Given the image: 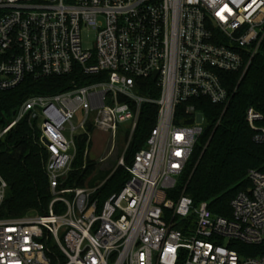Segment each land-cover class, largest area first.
Listing matches in <instances>:
<instances>
[{
	"label": "built area",
	"instance_id": "built-area-1",
	"mask_svg": "<svg viewBox=\"0 0 264 264\" xmlns=\"http://www.w3.org/2000/svg\"><path fill=\"white\" fill-rule=\"evenodd\" d=\"M263 42L264 0H0V90L74 77L68 90L29 96L0 132L23 118L36 126L50 197L42 213L0 218V264H264L263 171L248 172L230 217L172 197L204 122L178 106L228 102L223 74L243 75ZM143 104L156 106L155 124L126 165ZM245 117L264 147L262 115ZM94 130L126 145L117 167L128 179L103 202L104 181L72 180ZM6 189L0 177V205Z\"/></svg>",
	"mask_w": 264,
	"mask_h": 264
},
{
	"label": "trees",
	"instance_id": "trees-1",
	"mask_svg": "<svg viewBox=\"0 0 264 264\" xmlns=\"http://www.w3.org/2000/svg\"><path fill=\"white\" fill-rule=\"evenodd\" d=\"M222 80L230 94L225 104L197 98L178 106L179 113L186 105H193L202 113L204 122L202 134L178 178L172 197L187 195L194 205L206 202L214 214L230 217V201L238 192L248 191L251 187L248 172L252 169L264 172V147L253 140V130L245 117L246 110L253 108L262 115L259 124L264 126V42L243 75L241 72L225 73ZM73 81V76L39 80L28 76L13 89L0 90V132L14 119L15 112L29 96L68 90ZM150 83L152 81H148ZM155 120L156 106L143 104L125 151L126 165L131 163L134 153L146 145ZM83 151L84 143L81 142L74 162V167L79 169L72 172V180L76 186H93L104 181L95 193L103 202L112 193L120 191L128 173L118 166L90 177L96 164L88 158L84 160ZM45 159L39 132L34 124H28V118L18 121L0 137V177L7 184L0 218L42 213L46 209L50 197L44 173ZM247 249L251 254H257L253 247Z\"/></svg>",
	"mask_w": 264,
	"mask_h": 264
},
{
	"label": "rangeland",
	"instance_id": "rangeland-1",
	"mask_svg": "<svg viewBox=\"0 0 264 264\" xmlns=\"http://www.w3.org/2000/svg\"><path fill=\"white\" fill-rule=\"evenodd\" d=\"M28 124L31 125L29 122ZM90 139L88 159L96 164L90 177L116 168L118 158L126 147L123 134L118 132L113 139L110 132L94 130L90 134Z\"/></svg>",
	"mask_w": 264,
	"mask_h": 264
},
{
	"label": "water",
	"instance_id": "water-1",
	"mask_svg": "<svg viewBox=\"0 0 264 264\" xmlns=\"http://www.w3.org/2000/svg\"><path fill=\"white\" fill-rule=\"evenodd\" d=\"M41 141H42L43 143H46L45 139H43V138L41 139Z\"/></svg>",
	"mask_w": 264,
	"mask_h": 264
}]
</instances>
